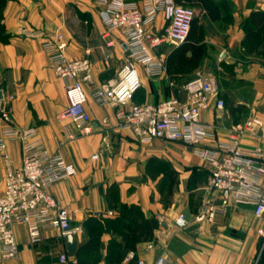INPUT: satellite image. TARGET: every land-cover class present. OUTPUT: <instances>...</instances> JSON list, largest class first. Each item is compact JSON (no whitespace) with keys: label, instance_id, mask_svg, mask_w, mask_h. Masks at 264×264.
I'll return each instance as SVG.
<instances>
[{"label":"crops","instance_id":"obj_1","mask_svg":"<svg viewBox=\"0 0 264 264\" xmlns=\"http://www.w3.org/2000/svg\"><path fill=\"white\" fill-rule=\"evenodd\" d=\"M208 1L228 24L224 32H204L211 67L221 69V61L235 65L230 73L210 74L219 80L217 97L226 102L223 110H217L213 96L200 116L215 128V136L203 141L213 145L227 139L231 127L249 116L264 121V59L254 58L261 48L252 54L246 51L245 30L250 14L264 11V0ZM203 7H198L201 15L207 11ZM0 22V102L11 106L16 126L34 127L48 152L57 151L74 165L76 173L50 186L49 193L82 230L73 234L74 251L69 252L58 230L42 228L38 242L31 244L26 225L17 222L13 229L19 254L0 264H137L139 260L152 264L160 254L173 264H264V241L256 232L264 221L253 216L250 206H229L210 222L194 220L213 192L207 180L209 164L189 148L168 140L140 142L129 130L116 126L113 106L97 105L90 96L86 108L93 132L67 138L56 118L67 104L64 82L50 67L40 39L28 38L22 30L62 33L69 59L88 58L92 81L83 88L89 95L95 85L114 81L126 60L121 32L104 36L95 0H6ZM167 22L160 11L149 29L161 32ZM157 52L165 70L150 76L138 66L141 87L131 97L133 103L178 95L180 73L175 62L166 60L163 45ZM260 144H264V127L241 140L245 148ZM5 152L12 165L20 164L17 140L6 141ZM4 175L0 155V194ZM179 212L188 216L186 228L173 225Z\"/></svg>","mask_w":264,"mask_h":264},{"label":"built area","instance_id":"obj_2","mask_svg":"<svg viewBox=\"0 0 264 264\" xmlns=\"http://www.w3.org/2000/svg\"><path fill=\"white\" fill-rule=\"evenodd\" d=\"M95 4L104 36L115 30L121 32L126 60L114 81L95 85L89 95L83 88L84 83L92 81L88 58L69 59L65 55L67 43L62 33L22 30L24 36L40 39L50 67L64 82L67 104L56 118L64 125L67 138L93 132L94 123L86 108L90 96L97 105L113 106L116 126L129 130L140 142L176 141L209 164L208 178L213 196L197 210L196 222H210L227 207L240 204L250 206L253 216L264 221V144L252 148L241 145L244 136L255 134L264 127L260 117L249 116L231 127L227 139L204 145L206 138L215 136V128L201 121L202 111L209 107L213 96H216L217 110H223L225 104L217 97L216 85L202 74L176 85L178 95L155 103L130 101L141 87L138 66L150 76L164 72V60L157 50L165 43L178 46L187 40L197 16L195 8L177 4L175 0H95ZM160 11L165 13L168 22L161 32L155 33L149 26ZM9 140H17L20 144L21 162L17 166L10 163L5 152ZM0 155L5 164L4 189L0 194V263L19 254L13 229L17 222L26 225L31 244L38 242L40 231L45 227L58 230L62 236L82 231L80 226L71 223L69 210L60 206L49 193L50 186L76 173L74 165L59 152H48L36 136L34 127L16 126L11 106L2 102ZM188 223L184 212L173 218L176 228H186ZM256 232L264 241V225ZM60 260L65 261L66 255L61 254ZM142 263L141 260L137 262ZM152 264L173 263L160 254Z\"/></svg>","mask_w":264,"mask_h":264},{"label":"rangeland","instance_id":"obj_3","mask_svg":"<svg viewBox=\"0 0 264 264\" xmlns=\"http://www.w3.org/2000/svg\"><path fill=\"white\" fill-rule=\"evenodd\" d=\"M2 0H0V7L2 4ZM180 5L189 6L195 8L197 16L194 20L193 26L189 33L187 40L175 46L170 43L163 44V47L166 50V60L168 62H175L176 68L180 73V81L187 80L188 78L193 77L197 74H202L208 76L211 81L216 85L218 78L211 77L210 74L214 71L219 72H232L234 68L233 63H226L225 61L218 62L220 64V68L218 69V65L215 69L211 67V59L210 54H208V43L204 36V32H224V29L227 27L226 24L224 25L222 22L221 14L217 13L213 5L208 0H177ZM207 9L205 16L201 15V10L198 7ZM211 18V19H209ZM211 20V21H210ZM253 21V17L251 19ZM250 19L246 21L245 30H248L251 25L249 24ZM228 25V24H227ZM253 32V31H251ZM260 33L250 34V38L247 37L246 43V51L250 54L254 53L255 49L261 48L260 52L254 55L255 59H264V27L261 28L259 31ZM1 34V32H0ZM1 38V37H0ZM161 52V51H160ZM158 53V52H157ZM244 55V54H243ZM217 63V61H216ZM264 65V62H263ZM243 93L245 94L246 91L244 90ZM224 104H226L225 100ZM208 177V176H207ZM209 178H207L208 180ZM210 187V186H209ZM172 191V188H169V192Z\"/></svg>","mask_w":264,"mask_h":264},{"label":"trees","instance_id":"obj_4","mask_svg":"<svg viewBox=\"0 0 264 264\" xmlns=\"http://www.w3.org/2000/svg\"><path fill=\"white\" fill-rule=\"evenodd\" d=\"M3 2H2V4H1V7H0V19H1V8H2V6H3V4H4V2L6 1V0H2ZM175 2L177 3V4H179L178 2H177V0H175ZM211 4H212V2H211ZM213 5V4H212ZM184 6V5H183ZM252 17H253V21L251 20L252 19ZM249 19H250V22H249V24L251 25V27L248 29V30H246V32H248L247 34H246V39H247V37H249L250 36V34H255L256 35V33H260L261 34V32H259L260 30H261V28L262 27H264V11H256V12H252L251 14H250V17H249ZM248 19V20H249ZM193 23H194V21L192 22V25H191V28H192V26H193ZM3 31V26H2V24H1V22H0V32H2ZM190 31H191V29H190ZM251 31H253V32H251ZM190 33V32H189ZM189 36V35H188ZM138 91V90H137ZM136 91V92H137ZM135 94V93H134ZM133 94V95H134Z\"/></svg>","mask_w":264,"mask_h":264},{"label":"water","instance_id":"obj_5","mask_svg":"<svg viewBox=\"0 0 264 264\" xmlns=\"http://www.w3.org/2000/svg\"><path fill=\"white\" fill-rule=\"evenodd\" d=\"M65 241H66L67 250L69 252H73L74 251L73 235L72 234L65 235Z\"/></svg>","mask_w":264,"mask_h":264}]
</instances>
